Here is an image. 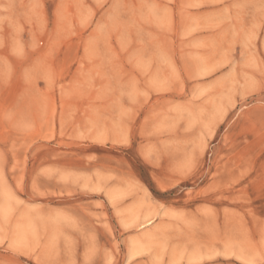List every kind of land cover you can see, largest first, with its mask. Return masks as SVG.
<instances>
[{
    "label": "rangeland",
    "instance_id": "rangeland-1",
    "mask_svg": "<svg viewBox=\"0 0 264 264\" xmlns=\"http://www.w3.org/2000/svg\"><path fill=\"white\" fill-rule=\"evenodd\" d=\"M0 264H264V0H0Z\"/></svg>",
    "mask_w": 264,
    "mask_h": 264
},
{
    "label": "bare ground",
    "instance_id": "bare-ground-1",
    "mask_svg": "<svg viewBox=\"0 0 264 264\" xmlns=\"http://www.w3.org/2000/svg\"><path fill=\"white\" fill-rule=\"evenodd\" d=\"M142 224V223H141ZM142 226V225H141Z\"/></svg>",
    "mask_w": 264,
    "mask_h": 264
}]
</instances>
